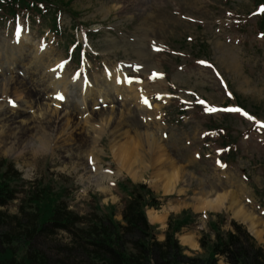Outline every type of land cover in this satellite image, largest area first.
<instances>
[{
  "label": "rangeland",
  "instance_id": "1",
  "mask_svg": "<svg viewBox=\"0 0 264 264\" xmlns=\"http://www.w3.org/2000/svg\"><path fill=\"white\" fill-rule=\"evenodd\" d=\"M256 4L255 0H76L70 12L77 13L78 19L67 10L61 12L59 36L51 31V14L21 15L22 40L30 44L29 49L43 44L50 49L41 59L38 48L29 60L41 59L32 65L35 69L48 70L66 58L76 44L85 47L88 57L76 79L86 76L92 85L86 97L92 102L80 96L78 109L70 102L61 111L56 100L51 99L54 105L35 102L31 94L37 89L35 85L29 92L24 83L13 80L12 61H23L22 48H14L12 57L7 52L15 32L12 21L0 17V111L7 106L5 97L9 96L23 102L24 111L29 112L19 111L21 119L9 116L16 113L14 108L5 107L8 110L0 112V158L15 163L26 182L23 190L41 181L53 192H65L63 198L79 214L90 212L91 200L97 198L102 208L116 207L115 220L121 224L124 205L115 185L126 179L134 185H147L162 205L156 212L165 217L162 224L150 221L158 241L165 239L170 218L192 216L195 223L177 235L189 256L203 255L198 240L204 231L209 232L208 221L219 218L225 221L221 227L225 232L233 229L232 222L244 224L264 249V33L260 34L264 8ZM70 59L65 69L67 81L74 79L78 68ZM118 68L133 79L136 91L149 101L148 108L124 77L122 83L115 81L117 92L106 90L107 73L113 75ZM23 72L32 73L28 69ZM101 77L104 79L99 81ZM37 81L48 97L49 90L56 94V88H65L64 97L68 94L66 82L53 76H41ZM125 91L129 96L125 100L120 97L117 104L112 96L119 98ZM199 99L207 104H199ZM82 102L86 104L83 110ZM106 102V108L91 109ZM206 107H238L243 111L210 113ZM40 108L48 113L39 116ZM215 124L228 131L220 132L219 137L208 134ZM41 129L45 136L37 152ZM146 132L154 135L167 157L162 170L177 174V182L167 187L154 176L158 172L154 163L134 180L120 172L110 152L115 136L135 138ZM227 141L233 162L226 166L220 163L225 156L220 147ZM11 147L17 151L10 152ZM219 194L211 210L200 209L203 200ZM234 196L233 207L230 202ZM19 204L20 199L7 208L8 212L17 214ZM238 208L249 218H239L235 214ZM186 236L190 242L182 240ZM63 239L61 235L48 239L43 248L55 250Z\"/></svg>",
  "mask_w": 264,
  "mask_h": 264
},
{
  "label": "trees",
  "instance_id": "2",
  "mask_svg": "<svg viewBox=\"0 0 264 264\" xmlns=\"http://www.w3.org/2000/svg\"><path fill=\"white\" fill-rule=\"evenodd\" d=\"M39 1L0 3L13 14L16 5L32 10ZM25 183L14 164L0 158V264H264V249L255 239L236 223L233 231H223L221 218L209 224L214 237L204 233L199 241L203 255H187L176 238L192 223L191 215L171 218L159 242L146 210L159 209L161 203L146 185L129 180L119 185L125 194L121 224L115 220L116 207L102 208L95 199L92 211L80 215L70 210L65 192H53L42 182L23 190ZM19 199L17 214H10L7 208ZM59 235L64 239L50 248L53 253L43 248Z\"/></svg>",
  "mask_w": 264,
  "mask_h": 264
},
{
  "label": "bare ground",
  "instance_id": "3",
  "mask_svg": "<svg viewBox=\"0 0 264 264\" xmlns=\"http://www.w3.org/2000/svg\"><path fill=\"white\" fill-rule=\"evenodd\" d=\"M116 77L119 78L121 76H116ZM104 84L106 86V90H108V91H109V89L111 91H115V92H117L119 90L115 86L116 84H115L114 79H107V81H104ZM2 87H3V84H0V88H2ZM55 91H56V93L61 91V92H63V94H65V88L63 90H61V89L58 90V88H56ZM104 97H103V100L105 99ZM83 99L86 100L85 97ZM81 104H82L81 110L85 109L86 104L84 102H82ZM0 107H1V105H0ZM47 113H48L47 109L40 108V115L39 116L42 117V115H46ZM49 118H50V116H49ZM39 133H40L41 137H39V139L37 141V149H36L37 152H39V149L40 150L42 149L43 141H44L42 136H45V132L42 129L39 131ZM126 135H124L120 138L115 136L114 139L112 140V145H111L112 149L110 150V152L112 153V157H113L114 161H116V163L118 165H120V172L127 174L130 178H132L134 180H138L141 178V174H143L144 171H147L149 168H151L152 164L154 163V167L158 168V172L154 176L156 177L157 180H162L161 183H164L165 187L173 184L174 181L177 182L178 178H177L176 173L168 174V173H166V171L162 170L161 164L167 160V157L162 152V148L160 146V143L154 137L153 134L146 132V133H144L143 136L136 135L135 138H131V137L129 138ZM13 150H14V153L17 151L16 149H13L11 147L10 152H13ZM18 151H20V150H18ZM19 153L20 152H18V154ZM146 159L148 160V162ZM166 164L169 165L168 162ZM221 195L222 194H219L218 196L215 197V199H212V200H211V198L207 199V200H203L201 202L200 209L201 210H211L212 206L214 204L218 203ZM235 198L236 197L234 196L230 202V205L233 207L236 206V203L234 202ZM235 212H236L235 214L239 218H242L243 220L249 218V216L247 217L246 213L243 212L239 208L236 209ZM147 215H148L149 220L152 223L158 222V224L159 223L162 224L165 221V217L161 216L156 211H152V210L148 211ZM182 240L184 242H190L191 238L186 236V237H183Z\"/></svg>",
  "mask_w": 264,
  "mask_h": 264
},
{
  "label": "snow or ice",
  "instance_id": "4",
  "mask_svg": "<svg viewBox=\"0 0 264 264\" xmlns=\"http://www.w3.org/2000/svg\"><path fill=\"white\" fill-rule=\"evenodd\" d=\"M65 63H67V61H65ZM199 63H201L202 65H206V66H208V67H212V65L209 64L207 61H199ZM52 71L55 72L56 70L53 69ZM56 74H57V76H59V73H58V72H57ZM229 95H231V93H229ZM55 98H56L57 100L62 101V100H64L65 97H64L63 94L57 92ZM9 103H11V104H13V106H15V102H14V101H9ZM144 103H145V104H148V101L145 100ZM198 103L201 104V105H205V104H207V102H206L205 100H203V99H199V100H198ZM57 106H59V105H57ZM205 110H206L207 112H210V113H211V112H216V111L233 112V113H235V112H242V111H243L241 108H238V107H223V108H217V107H206ZM243 115L246 116V117H248L249 119H254V117L249 116L247 112H243ZM257 123H259V121H257ZM90 159H91V158H90Z\"/></svg>",
  "mask_w": 264,
  "mask_h": 264
}]
</instances>
